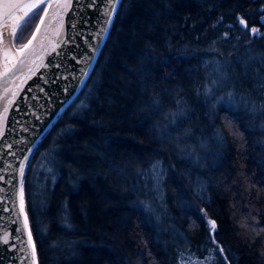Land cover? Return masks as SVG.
Returning <instances> with one entry per match:
<instances>
[{
	"label": "trees",
	"instance_id": "16d2710c",
	"mask_svg": "<svg viewBox=\"0 0 264 264\" xmlns=\"http://www.w3.org/2000/svg\"><path fill=\"white\" fill-rule=\"evenodd\" d=\"M262 17L264 0H121L28 164L40 264H264Z\"/></svg>",
	"mask_w": 264,
	"mask_h": 264
},
{
	"label": "water",
	"instance_id": "95a60500",
	"mask_svg": "<svg viewBox=\"0 0 264 264\" xmlns=\"http://www.w3.org/2000/svg\"><path fill=\"white\" fill-rule=\"evenodd\" d=\"M32 1L0 0V238L5 233L9 235L8 243L0 239V264H33V244L35 264H40L25 199L28 164L39 142L83 89L121 2L46 0L40 5L44 10L34 31L24 44L29 40L32 43L21 52L24 44L17 45L16 37L28 10L7 5H27ZM61 4L69 6L62 8ZM35 10L29 11L28 16ZM21 17L13 35V24ZM7 37L15 49L10 55L4 52ZM21 186L23 213L19 208ZM25 214L28 225L22 228Z\"/></svg>",
	"mask_w": 264,
	"mask_h": 264
},
{
	"label": "snow or ice",
	"instance_id": "6c2138e0",
	"mask_svg": "<svg viewBox=\"0 0 264 264\" xmlns=\"http://www.w3.org/2000/svg\"><path fill=\"white\" fill-rule=\"evenodd\" d=\"M117 2H118V0H117ZM44 3H46V0H36V2L32 3V4H27V5L11 4V5H7V7H11V8H25V9H27L28 11H25V13H24L25 17H28L29 11H31L32 9H36V11L32 13V17H38L39 12L44 10L40 5L44 4ZM68 6H69V4H61V5H59V7H62V8L63 7H68ZM113 10H114V7H113ZM32 17H29V19L26 20L25 23L30 25L32 23ZM21 19H23V17L17 18L16 21L14 22L13 28H12L13 35H15L16 27L19 24ZM261 19L264 20V17H262ZM238 22L245 29H249L248 22L245 19L239 18ZM41 23H43V20H41ZM108 23H110V21H108ZM37 31H39V28H37ZM249 31L251 33H253V34H258L259 33V29L255 28V27L250 28ZM33 38H35V35H34ZM0 42H2V34H0ZM31 43H32V41L29 40L28 43L22 45L19 50L22 52L24 49L28 48L29 45H31ZM53 51H55V48H53ZM6 54H7V52H6ZM21 175H23V168L22 167H21ZM19 208H20V212L23 213V211H24V200H23V187L22 186H21V189H20V205H19ZM208 224L210 226V230L211 231H215L216 222L214 220H209ZM27 225H28V218H27V215L25 214L22 228H27ZM20 230L21 229H17V231H20ZM0 239H2L3 243H8L9 235L7 233H5L3 235V237L0 238ZM28 241H29V243H31V232L30 231L28 233ZM221 251H223V249H221ZM31 252H32V258H33V264H35V245L34 244L32 245Z\"/></svg>",
	"mask_w": 264,
	"mask_h": 264
},
{
	"label": "bare ground",
	"instance_id": "6f19581e",
	"mask_svg": "<svg viewBox=\"0 0 264 264\" xmlns=\"http://www.w3.org/2000/svg\"><path fill=\"white\" fill-rule=\"evenodd\" d=\"M36 0H33L32 3H35ZM4 52L6 55H10L12 54L13 52H15V49L12 47L11 45V41H10V38L7 37L6 40L4 41Z\"/></svg>",
	"mask_w": 264,
	"mask_h": 264
},
{
	"label": "rangeland",
	"instance_id": "374dc122",
	"mask_svg": "<svg viewBox=\"0 0 264 264\" xmlns=\"http://www.w3.org/2000/svg\"><path fill=\"white\" fill-rule=\"evenodd\" d=\"M162 226H164V225H162ZM172 232H173V230H172ZM187 264H206V262L204 259H202L201 261H197L194 258H190V259H187Z\"/></svg>",
	"mask_w": 264,
	"mask_h": 264
}]
</instances>
